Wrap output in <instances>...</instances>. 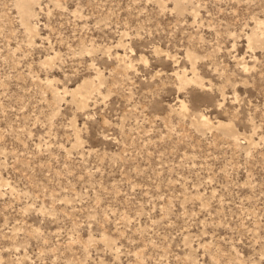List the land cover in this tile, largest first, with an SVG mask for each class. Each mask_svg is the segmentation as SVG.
Instances as JSON below:
<instances>
[{
    "label": "rangeland",
    "instance_id": "obj_1",
    "mask_svg": "<svg viewBox=\"0 0 264 264\" xmlns=\"http://www.w3.org/2000/svg\"><path fill=\"white\" fill-rule=\"evenodd\" d=\"M0 264H264V0H0Z\"/></svg>",
    "mask_w": 264,
    "mask_h": 264
},
{
    "label": "bare ground",
    "instance_id": "obj_2",
    "mask_svg": "<svg viewBox=\"0 0 264 264\" xmlns=\"http://www.w3.org/2000/svg\"><path fill=\"white\" fill-rule=\"evenodd\" d=\"M255 36H258V34L255 33ZM86 85H87L88 87H86ZM91 86H92V85H90L89 82H86V81H85V82L83 83V85L78 86L77 89L73 90L72 92H73V94H74V96H75L77 93L81 92V88L86 87V88H88V89L90 90V87H91ZM182 108H183L184 110L187 109V105H186V103H185L184 101H182ZM203 116H204V115H203ZM204 117H205V116H204Z\"/></svg>",
    "mask_w": 264,
    "mask_h": 264
}]
</instances>
